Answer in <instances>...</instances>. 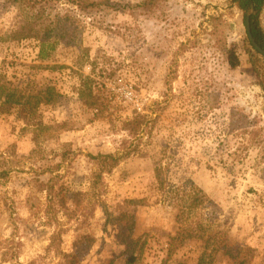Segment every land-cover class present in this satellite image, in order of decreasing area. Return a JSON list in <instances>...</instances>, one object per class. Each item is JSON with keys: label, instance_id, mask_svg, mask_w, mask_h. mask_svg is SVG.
Returning a JSON list of instances; mask_svg holds the SVG:
<instances>
[{"label": "rangeland", "instance_id": "obj_1", "mask_svg": "<svg viewBox=\"0 0 264 264\" xmlns=\"http://www.w3.org/2000/svg\"><path fill=\"white\" fill-rule=\"evenodd\" d=\"M51 1L46 15L72 10L78 28L42 61L38 41L13 38L28 9L0 0V76L63 94L30 118L0 115V264H60L87 234L81 264H126L123 235L146 242L138 264H264V86L243 12L111 0L90 15ZM87 76L100 110L78 99ZM138 113L134 138L124 125ZM107 152L124 155L112 170L91 156ZM195 189L204 201L186 208Z\"/></svg>", "mask_w": 264, "mask_h": 264}, {"label": "trees", "instance_id": "obj_2", "mask_svg": "<svg viewBox=\"0 0 264 264\" xmlns=\"http://www.w3.org/2000/svg\"><path fill=\"white\" fill-rule=\"evenodd\" d=\"M47 1L50 2V8L52 9L53 1ZM153 1L156 0H148L146 2ZM14 2L18 4V6L28 9V12L25 16L26 20L24 27L15 31L13 33V38L16 40L30 38L38 41V59L42 61L47 60L50 50L55 48V43L77 34L78 23L76 22L78 17L76 14L74 15L72 10H67V14L59 12L55 16H49L46 15V11L49 7L43 4L42 0H14ZM70 2L75 4L83 13L90 15L107 10L110 5L116 6L111 0H70ZM229 3L232 7H237L243 12L245 23L247 16L249 14L251 15L250 23L252 33L256 41L264 48V29L261 24V13L264 9V0H230ZM249 43L255 51L251 55L254 70L258 77L262 78L264 86V71L261 73L259 67L260 62L264 60L252 43L250 41ZM229 62L232 67L240 65L239 57L234 51L229 54ZM31 67H42V65ZM92 80L91 76L83 78L78 90V99L88 107H91V109L100 110V103H98L99 99L95 95ZM62 97L63 94L55 85L44 84L39 88L29 89L28 87H23L22 85L20 86L19 84L7 80L5 76H0V115L9 113L17 107L24 114L23 116L26 115V117L30 118L39 112L42 105L57 104L61 101ZM124 126L125 131L131 137H138L144 129V115L138 113L134 118L128 120ZM91 156L96 159L100 165L107 167V170H112L118 166L122 157H124V155H118L112 152L98 153V155ZM158 176L159 178L161 177L160 173H158ZM203 196L204 194L201 189H195L194 193L190 194L186 199V204L184 206L189 209L199 206L204 201ZM120 239L125 245L123 253L125 255L126 264H138L146 242L139 244V238L134 235H123ZM81 240H85L86 242H81ZM81 240L78 239L75 241V247L72 252L62 253L63 260L60 264L82 263L87 255L86 244L88 242L89 244L90 242L93 243L94 238L87 234L82 236ZM174 245L172 241L168 253L169 257L173 254L172 248ZM224 252L232 255L231 251L228 249Z\"/></svg>", "mask_w": 264, "mask_h": 264}, {"label": "water", "instance_id": "obj_3", "mask_svg": "<svg viewBox=\"0 0 264 264\" xmlns=\"http://www.w3.org/2000/svg\"><path fill=\"white\" fill-rule=\"evenodd\" d=\"M250 18L251 15L249 14L247 16V20H246V26H247V33H248V37L252 43V45L258 50V52L264 56V48L256 41L253 33H252V29H251V23H250Z\"/></svg>", "mask_w": 264, "mask_h": 264}]
</instances>
